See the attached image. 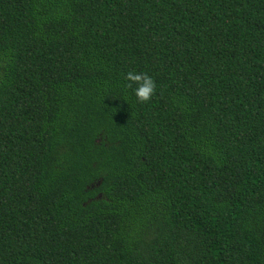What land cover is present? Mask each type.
<instances>
[{
  "label": "trees",
  "instance_id": "obj_1",
  "mask_svg": "<svg viewBox=\"0 0 264 264\" xmlns=\"http://www.w3.org/2000/svg\"><path fill=\"white\" fill-rule=\"evenodd\" d=\"M0 264H264V0H0Z\"/></svg>",
  "mask_w": 264,
  "mask_h": 264
},
{
  "label": "clouds",
  "instance_id": "obj_2",
  "mask_svg": "<svg viewBox=\"0 0 264 264\" xmlns=\"http://www.w3.org/2000/svg\"><path fill=\"white\" fill-rule=\"evenodd\" d=\"M127 81L126 87H135L132 89V95L140 103H148L155 96L157 90L156 81L147 72L128 71L125 74ZM124 99V98H123Z\"/></svg>",
  "mask_w": 264,
  "mask_h": 264
}]
</instances>
